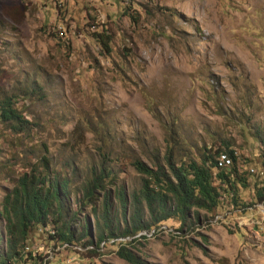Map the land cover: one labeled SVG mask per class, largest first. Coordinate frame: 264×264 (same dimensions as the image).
<instances>
[{
    "label": "rangeland",
    "instance_id": "1",
    "mask_svg": "<svg viewBox=\"0 0 264 264\" xmlns=\"http://www.w3.org/2000/svg\"><path fill=\"white\" fill-rule=\"evenodd\" d=\"M95 33L109 36V53ZM8 96L33 127L15 135L0 124V200L46 157L69 183L64 220L77 235L87 221L94 238L78 190L106 156L116 173L106 190L123 187L127 197L139 186L133 160L151 165V153L169 146L195 159L227 142L247 181L236 203L224 197L198 211L183 234L171 220L142 231L130 248L147 264H264V201L252 191L264 148V0H0V98ZM130 239H108L92 256L35 230L25 251L34 264H127L115 252Z\"/></svg>",
    "mask_w": 264,
    "mask_h": 264
},
{
    "label": "trees",
    "instance_id": "2",
    "mask_svg": "<svg viewBox=\"0 0 264 264\" xmlns=\"http://www.w3.org/2000/svg\"><path fill=\"white\" fill-rule=\"evenodd\" d=\"M92 38L105 53H109V36L95 33ZM37 91L41 89L37 88ZM30 92H33L32 88ZM13 106L12 96L0 98V124L15 135L28 133L33 124L23 119ZM257 139L264 146L259 134ZM259 149L262 171L258 172L259 183L253 184L252 191L254 200L262 202L264 148ZM43 151L46 152L45 149ZM104 160L111 161L107 156ZM39 161V166L18 177L0 200V222L4 235L0 264H25V258L34 264V256L25 250L29 235L35 230L45 232L48 241L66 248L80 243L83 248H88L85 252L92 256L96 255L99 244L108 239H130L142 231L157 230L169 220L177 222L175 231L183 234L197 223L198 211L212 212L224 197L235 204L238 188L247 187L246 175L239 174L237 156L227 142L208 148L203 146L195 159L185 156L177 159L173 147L169 146L162 155L151 153V165L133 160L130 165L140 176L139 186L127 197L123 187L112 194L106 190L105 185H115L116 173L111 165L100 162L96 168H91L89 178L78 190L77 198V210L89 206L95 218L97 232L91 238L87 221L77 235L64 220L67 215L68 180L52 172L46 157H41ZM112 200H116L115 209L112 208ZM99 201L98 217L95 205ZM48 227L51 230L46 232ZM133 241L119 243L115 255L127 264H147L130 248Z\"/></svg>",
    "mask_w": 264,
    "mask_h": 264
}]
</instances>
